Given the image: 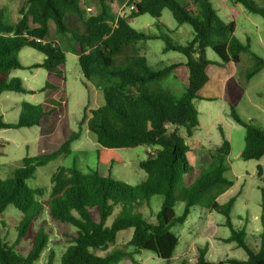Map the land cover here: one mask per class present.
<instances>
[{
  "label": "trees",
  "instance_id": "16d2710c",
  "mask_svg": "<svg viewBox=\"0 0 264 264\" xmlns=\"http://www.w3.org/2000/svg\"><path fill=\"white\" fill-rule=\"evenodd\" d=\"M89 1L94 11L90 16L85 14L80 0H24L16 24L8 22V9L0 6V97L5 92L35 94L21 80L11 77L14 70L45 69L62 76L60 68L65 64L66 53L77 55L84 85L99 89L105 100L102 107L86 108L80 123V127L86 123L95 139L98 164H119L118 149L149 146L154 151L140 163L147 179L134 187L125 186L101 176L98 170L84 172L73 166L60 168L52 177L47 200H43L45 189L28 186L27 182L35 178L39 168L70 156L73 143L82 135V130L75 131L68 124L66 92L56 84H47L37 92L53 90L59 94L47 96L40 105L21 104L15 124L0 116V130L35 126L42 129L37 155L24 158L12 177H0V264H36L50 245L49 222L73 230L64 234L68 246L62 253L61 264H120L125 259L138 264L136 255L141 251L151 252L171 264L179 243L172 229L184 224L195 207L225 216L231 235L223 241L236 242L248 258L216 263L208 260V250L203 249L195 262L186 259L182 264H264V230L259 248H250L243 233L232 223L230 213L235 198L224 205L217 202L219 196L233 187V182L223 176L229 170L231 143L222 131L223 143L210 151L207 166L197 170L192 165V148L187 142L200 127L194 101L203 100L199 93L211 79L209 66L235 65L241 62L242 54L250 53L255 67L246 74L248 82L264 68V59L251 52L249 42L244 44L235 37L236 24L221 20L210 0H183V3L129 0L127 8L134 6V9L117 19L110 15L115 0ZM230 1L264 18V7L254 1ZM164 10L171 11L179 25L193 28L194 38L186 46L173 44L166 35L137 31L129 22L146 14L161 19ZM52 25L60 39L47 41ZM159 39L166 44L164 52H179L185 62L162 68L149 65L137 45ZM25 47L41 53L45 57L43 62L24 67L18 53ZM209 49L219 61L209 60ZM182 65L188 76L184 92L177 96L163 88L161 82ZM224 96L231 117L246 130L241 158L261 160L264 131L240 119L237 102L229 97L227 90ZM7 144L0 142V156ZM258 171H262L261 166ZM155 196H161L163 203L152 216L144 209L151 208ZM179 201L184 204L180 216L175 212ZM9 208L15 210L13 214ZM115 214L116 218L108 225ZM7 227L14 230L13 242L8 240ZM129 229L134 230L130 241L125 246H115L118 234ZM23 243L28 246L26 253ZM110 245L115 247L104 256L95 254ZM53 261L52 251L47 264Z\"/></svg>",
  "mask_w": 264,
  "mask_h": 264
},
{
  "label": "rangeland",
  "instance_id": "374dc122",
  "mask_svg": "<svg viewBox=\"0 0 264 264\" xmlns=\"http://www.w3.org/2000/svg\"><path fill=\"white\" fill-rule=\"evenodd\" d=\"M24 0H0V6L8 9V22L12 24L18 17L19 8ZM112 5V19L127 15V0H117ZM217 16L224 22L236 24L235 37L242 43L249 42L251 52L264 59V18L261 15L249 12L242 4H233L230 0H210ZM258 6L264 7V0H252ZM183 3V0H180ZM80 4H90L89 0H80ZM110 13V14H111ZM131 26L140 32L157 33L166 35L173 44L186 46L194 38V30L188 25H179L174 19L171 11L164 10L161 19H155L148 14L138 16L130 22ZM54 26H51V33L48 41L58 39ZM60 39V38H59ZM165 42L162 39L140 42L138 47L148 51V58L158 62L162 68L167 64H174L179 58L185 57L175 51L164 52ZM19 62L27 67L34 62L42 60L44 56L33 48L25 47L19 51ZM211 61H219L217 55L207 51ZM157 63V64H158ZM162 64V66L160 65ZM255 67L253 55L242 54L241 62L235 65H227L215 73L211 67L209 83L200 91L199 96L203 100H195L194 104L199 112L200 127L189 141L192 148L190 159L195 169L201 170L210 162V151L223 143L222 131L225 138L231 143L232 151L228 158L229 170L224 173V178L233 182V187L223 195L219 196L217 202L220 205L226 204L231 198H235L231 210L232 223L235 229L243 233L245 243L250 248H259L260 234L264 230V157L257 161H245L241 153L245 146V128L238 124L230 115V106L224 101V93L227 90L230 98L237 102L236 112L240 119L252 124L264 131V68L246 81L247 72ZM220 68V67H219ZM62 76L48 72L45 69L30 70L17 69L11 77L21 80L22 85L35 94L5 92L0 97V116H3L9 124H15L20 116L21 104L40 105L46 96H56L59 92L49 90L46 93H38L47 84H56L66 92L68 98L67 120L71 129L82 130L80 139L72 145L73 153L70 156H63L37 170L34 179L27 182L33 188L45 189L43 200H47L51 192V179L60 168H71L77 166L84 172L98 170L101 176L116 181L125 186H137L147 179L146 173L140 168V163L148 158L149 153L154 150L149 146H139L133 149H118L120 157L119 164L100 165L98 164L95 139L89 134L86 123L80 127L85 109L91 110L102 107L105 100L102 92L92 85L87 88L84 85V77L79 65L78 56L68 52L66 61L62 66ZM233 76V77H232ZM185 70L178 67L174 76H170L161 82V86L170 90L177 96L184 92L186 84ZM230 78L225 84V78ZM226 87V88H225ZM243 87V88H242ZM207 99H214L208 101ZM42 134L40 127L5 129L0 130V142L8 143L4 147V154L0 156V177L6 179L12 177L13 171L22 165L26 157H34L38 153V140ZM262 171H258V167ZM163 198L155 196L151 199V208L144 209L150 215L157 214L162 206ZM184 204L179 201L175 206L178 216L183 213ZM10 214L15 211L9 208ZM117 212V211H116ZM98 220L97 213H94ZM116 214L113 215L108 225L112 224ZM225 216L209 209L195 207L192 209L186 222L172 229L178 237L179 243L176 247L171 264H182L186 259L195 262L200 250H208L207 258L211 262H221L228 259L247 260V253L239 248L236 242L226 243L224 238L231 235L230 229L225 225ZM9 223V222H8ZM51 239L49 248L44 252L36 264H47L50 253L54 252L53 264H61L62 253L68 246V240L64 234L73 230L67 225H56L49 222ZM8 240H15L14 230L10 227ZM134 233L133 229L118 234L116 245L125 246ZM25 253L28 246L23 243ZM114 245L105 251H95V254L104 256L111 251ZM94 252V251H93ZM139 264H166L155 254L148 251H141L136 255ZM120 264H131L130 259L123 260Z\"/></svg>",
  "mask_w": 264,
  "mask_h": 264
},
{
  "label": "crops",
  "instance_id": "0c3cea01",
  "mask_svg": "<svg viewBox=\"0 0 264 264\" xmlns=\"http://www.w3.org/2000/svg\"><path fill=\"white\" fill-rule=\"evenodd\" d=\"M129 0H127L126 2H128ZM118 1L117 0H115V2L112 4V5H114V4H116ZM112 5H111V8H110V13H111V9H112ZM85 6L86 7H89V8H92L93 9V6H90V4H85ZM94 12V11H93ZM111 16H112V13L110 14ZM19 17L12 23V24H16L18 21H19ZM129 22H131V20L129 21ZM50 33H51V30H50ZM48 41V40H47ZM137 48H138V50H139V53L142 55V56H144L146 59H147V62H148V64L149 65H151V66H153V67H159V63L158 62H153L152 63V61H153V59H155V58H153V57H151V60H149V58H148V51L147 50H145L144 48H142V47H138V45H137ZM45 58V57H44ZM44 58L42 59V60H39L38 62H34L33 64H35V63H42L43 62V60H44ZM185 62V59H183V58H179V61L178 62H176V63H184ZM158 63V64H157ZM32 64V65H33ZM32 65H28L27 67H30V66H32ZM161 66H162V64H160ZM171 65V64H170ZM166 66H169V64H167ZM214 66V70H215V73H218L219 72V69H221V68H219L218 66H216V65H211V66H209V68H208V70H207V72H208V74H209V77L211 78V75H210V73H209V71H210V69H211V67H213ZM179 68H181V69H183V70H185V73H186V80H187V76H188V72H187V70H186V68L182 65V66H180ZM178 69V68H177ZM176 69V70H177ZM31 70V69H30ZM33 70H39V69H33ZM60 70H62V67L60 68ZM174 74H175V70L170 74V76L172 75V76H174ZM169 76V77H170ZM168 77V78H169ZM233 77V76H232ZM232 77H227V78H225V84H226V82L227 81H229L230 80V78H232ZM167 78V79H168ZM91 86V85H90ZM89 86V87H90ZM93 87V86H92ZM226 88V87H225ZM224 95H225V93H224ZM223 95V97H224V101L226 102V100H225V96ZM47 97V96H46ZM45 97V98H46ZM89 109V108H88ZM188 140H190V139H188ZM188 142V144L190 145V143H189V141H187ZM191 147V146H190ZM209 254V253H208ZM136 260L138 261V264H139V259H137L136 258ZM131 264H134V262H132L131 261Z\"/></svg>",
  "mask_w": 264,
  "mask_h": 264
},
{
  "label": "built area",
  "instance_id": "2783aa9c",
  "mask_svg": "<svg viewBox=\"0 0 264 264\" xmlns=\"http://www.w3.org/2000/svg\"><path fill=\"white\" fill-rule=\"evenodd\" d=\"M82 9L85 11V14L87 16H90L93 14V9L92 8H89V7H86V6H83L81 5ZM134 9V6L130 7L129 8V11H132ZM37 42H40V40L38 39Z\"/></svg>",
  "mask_w": 264,
  "mask_h": 264
}]
</instances>
